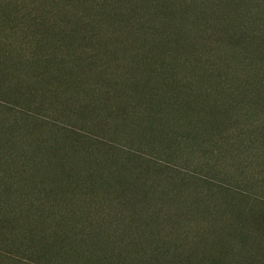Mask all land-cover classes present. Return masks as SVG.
<instances>
[{
	"label": "rangeland",
	"instance_id": "1",
	"mask_svg": "<svg viewBox=\"0 0 264 264\" xmlns=\"http://www.w3.org/2000/svg\"><path fill=\"white\" fill-rule=\"evenodd\" d=\"M118 9L96 32L50 16L86 31L76 50L0 10V264H264V96L221 33L264 0Z\"/></svg>",
	"mask_w": 264,
	"mask_h": 264
},
{
	"label": "trees",
	"instance_id": "2",
	"mask_svg": "<svg viewBox=\"0 0 264 264\" xmlns=\"http://www.w3.org/2000/svg\"><path fill=\"white\" fill-rule=\"evenodd\" d=\"M123 1L124 0H33L27 8H20L16 5L17 0H2L0 1V10L10 9L11 14L6 13L7 10L2 13H5V20L10 22L12 29L17 28L23 41H26L27 43L35 42L36 45L43 42L44 47L47 48L71 47L72 50H76L77 47L75 43L80 41V39L86 40V36H88L86 31H75L68 27L63 30H55L54 26L50 24V16L66 17L80 13L82 20H78V23H80V25L89 26L96 32L102 18L104 16L109 17L113 15L114 12L112 14H110V12H112V10H119L118 5L123 3ZM25 10L26 12L23 13ZM32 10V13L35 14L33 16H31ZM241 14H243V12L237 14V17H239L240 20L236 24H232L230 28L223 29L221 33H223L222 35H229L228 38L231 40L233 46H243L241 50L242 54L246 51H250L249 65L253 70L250 80L247 81L249 82L247 89L252 87L254 89V95L256 94L254 97L255 102L250 105L252 107L260 103L263 99L262 95L264 96V94H262L264 92V14H260V17H258V13L255 11L253 16L248 18V20H251L248 24L247 20H245L248 16H243L242 19ZM244 20L246 25L239 24L240 22L243 23ZM36 32H40L41 38H39V40L35 38ZM235 35H239L240 37L242 35H247L249 39L244 42L242 39L238 40L239 36ZM221 39L224 38L220 37L217 41ZM92 45L93 51V49L98 46V42L92 43ZM249 47L250 49L248 51L247 48ZM96 54L97 52H94L90 57H83V55L81 57L79 52L73 51L67 53L68 58L80 61V63L86 67L85 71L87 73L91 67H95L96 62L98 61V56H96ZM7 55L8 53L4 52V50L0 52L1 58H6ZM247 66L248 65L244 63L238 65L239 68H245V71L249 69ZM239 96L248 100L250 98L249 95L243 96L241 94ZM237 102L241 103L240 99H238ZM261 126L263 127L264 124H261ZM260 130L263 132L264 128Z\"/></svg>",
	"mask_w": 264,
	"mask_h": 264
}]
</instances>
